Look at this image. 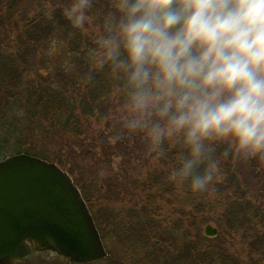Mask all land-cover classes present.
Listing matches in <instances>:
<instances>
[{"label": "clouds", "instance_id": "1", "mask_svg": "<svg viewBox=\"0 0 264 264\" xmlns=\"http://www.w3.org/2000/svg\"><path fill=\"white\" fill-rule=\"evenodd\" d=\"M92 6L72 0L62 15L82 30ZM112 9L89 61L120 77L123 128L148 154L177 148L169 183L208 191L221 145L225 158L264 160V0H112Z\"/></svg>", "mask_w": 264, "mask_h": 264}, {"label": "rangeland", "instance_id": "2", "mask_svg": "<svg viewBox=\"0 0 264 264\" xmlns=\"http://www.w3.org/2000/svg\"><path fill=\"white\" fill-rule=\"evenodd\" d=\"M9 1L2 0L0 8L2 54H11L21 49L15 37L17 28L22 27L41 9L63 8L72 2V0H17L13 8L16 13L9 25L3 16L9 11ZM112 10V0H93V6L88 12L89 21L84 29H77L88 43L87 46L79 48L82 53L71 52L77 44L55 33L45 40L39 38L41 40L38 39V43L31 44L30 63L33 68L23 76L24 83L33 85L50 83L56 86L63 84L62 79L68 76L73 79L76 87L73 89L68 84V92L74 97L80 96L82 92L80 83L82 84L86 75L95 70L89 61V51L94 46L95 38L103 34L109 26ZM106 69L105 67L97 71L105 75L108 73L106 76L109 78L117 76L109 68ZM123 115L120 86L113 83L108 88L106 98L97 103L93 115L81 117L79 132L70 135L52 134L55 129L48 127V130L45 126L44 129L51 135L40 136L41 140L37 143L30 139L32 144L20 145V149L34 146L41 153L53 156L56 162L52 164L67 173L81 196H85L87 206L97 220L98 228L103 231L100 237L107 254L105 259L94 264H146L143 259L144 248L141 250L142 246L137 245L138 242L131 244L128 238L120 243L109 232L114 218L115 225L121 224L129 217L130 211L139 209H143L161 225L164 230L162 240H165V246L169 243L171 246L181 248L185 241L189 240L190 250L196 248L197 251L204 252L213 247L244 264H264V256L251 252L246 243L249 242L246 239L252 240L254 232L264 234V160L234 159L233 172L237 177L234 189L217 190L213 184L208 191L193 194L187 185H175L166 179L173 165L167 153L177 152V148L165 146L164 156L154 158L148 154L142 136L128 134L123 128ZM117 137L119 139L113 142ZM116 159L119 160V164L113 168ZM156 173L164 174L162 181H167L172 190H159L156 187L145 190L144 183L149 182ZM225 179L219 177L218 184L226 185ZM229 199L248 205L245 213L250 221H244L235 214L230 215V211L226 209ZM112 215L114 217L109 221L108 218ZM207 225L217 231L215 237L209 238L204 235V228ZM148 258L152 257L146 254V259ZM16 264L75 263L46 251L33 252L27 260Z\"/></svg>", "mask_w": 264, "mask_h": 264}, {"label": "trees", "instance_id": "3", "mask_svg": "<svg viewBox=\"0 0 264 264\" xmlns=\"http://www.w3.org/2000/svg\"><path fill=\"white\" fill-rule=\"evenodd\" d=\"M15 2L17 0L9 1V11L3 15L4 21H7L9 25L16 13L13 9ZM1 4L2 0H0V8ZM54 8L56 10L51 18L48 16L51 8H43L22 27L17 28L15 37L16 42L21 46L20 50L11 54L0 53V160L12 155L25 154L48 163L56 162L53 156L41 153L34 146L20 149V145L31 143L30 139L37 143L41 140L40 136L51 135L49 131L45 130L48 127L55 129L52 134L70 135L79 132L81 117L93 115L97 103L106 98L109 86L113 83L121 86V79L118 75L109 78L106 76L108 73L105 75L97 70L91 71L92 73L83 78L82 84L80 83L82 92L80 96L76 97L67 90L68 84L76 89L73 79L68 76L61 78L63 84L56 86L50 83L38 85L24 83L23 76L33 68L30 63L31 44L38 43L41 40L39 38L45 40L53 35L52 33L60 35V37L77 44L74 45L75 49L72 48L74 51H71L76 54L82 53L79 51L80 47L88 45L79 31L74 29L62 15V7ZM1 14L2 12H0ZM77 58L79 59V57ZM106 68L108 70V67ZM105 87L106 89H104ZM225 148L226 145L218 146L216 154L221 159L219 177L226 178L225 181L228 184L214 183L217 190L224 188L223 191L234 189L237 180L232 165L234 158L222 156ZM175 153H167L172 164H174ZM162 177H165L163 173H156L152 176L149 182L144 183L145 190L148 191L154 187L159 190H172L167 181H162ZM82 197L87 204L85 196L82 195ZM226 205L230 215L235 214L244 221H250L246 217L245 209L248 205L245 206V202L229 199ZM113 217L112 215L108 220L110 221ZM93 220L98 228L95 216H93ZM114 221L116 222V218ZM114 221L109 232L120 243L128 238L131 244L138 242L137 245L142 246L141 250L144 248L143 259L146 264L154 262L156 264H244L239 259L224 254L220 249L213 247L204 252H199L196 248L190 250L189 240L185 241L181 248L171 246L169 243L165 246V240H162L163 228L143 209L130 211L129 217L121 224L115 225ZM98 231L100 235L103 232L100 228ZM165 234H167L166 231ZM259 235L254 232L252 240L246 239L249 241L246 243L251 252L264 256V234ZM146 254L152 258L146 259Z\"/></svg>", "mask_w": 264, "mask_h": 264}, {"label": "water", "instance_id": "4", "mask_svg": "<svg viewBox=\"0 0 264 264\" xmlns=\"http://www.w3.org/2000/svg\"><path fill=\"white\" fill-rule=\"evenodd\" d=\"M204 235L217 231L209 225ZM33 249L78 264L107 254L80 191L56 165L25 154L0 161V264L23 262Z\"/></svg>", "mask_w": 264, "mask_h": 264}, {"label": "flooded vegetation", "instance_id": "5", "mask_svg": "<svg viewBox=\"0 0 264 264\" xmlns=\"http://www.w3.org/2000/svg\"><path fill=\"white\" fill-rule=\"evenodd\" d=\"M30 244V246H31V249H32V251H31V254L33 253V252H35V253H39V252H37V251H35V250H33V245L31 244V243H29ZM22 263V262H21Z\"/></svg>", "mask_w": 264, "mask_h": 264}]
</instances>
